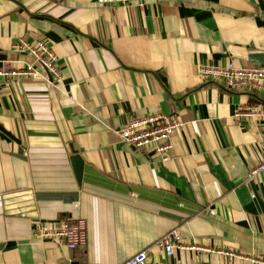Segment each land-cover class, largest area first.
Masks as SVG:
<instances>
[{"label":"crops","instance_id":"obj_1","mask_svg":"<svg viewBox=\"0 0 264 264\" xmlns=\"http://www.w3.org/2000/svg\"><path fill=\"white\" fill-rule=\"evenodd\" d=\"M141 2V4H140ZM41 39L60 77L14 44ZM44 77L0 85V264H243L264 256V115L254 90L203 80L198 66L264 68V0H0V67ZM175 111L166 161L120 138L135 116ZM82 160L78 179L71 156ZM81 220L85 246L31 235L37 220ZM176 228L208 250L154 246Z\"/></svg>","mask_w":264,"mask_h":264},{"label":"built area","instance_id":"obj_2","mask_svg":"<svg viewBox=\"0 0 264 264\" xmlns=\"http://www.w3.org/2000/svg\"><path fill=\"white\" fill-rule=\"evenodd\" d=\"M100 4H121L130 6L132 0H96ZM141 4V2H140ZM18 51H26L49 74L59 78L60 73L56 67V55L41 39L29 42L20 37L14 44ZM198 72L203 80L222 84L232 90H254L264 95V68L263 67H237L232 64L214 65L211 63L198 66ZM44 77L30 62L21 65L6 64L0 67V85L7 84L21 77ZM236 116L257 119L264 115V108L259 103L239 105ZM184 125L178 113L168 114L155 112L133 117L126 126L116 130L121 139L137 148H151L161 160L170 157L172 149V136L176 129ZM264 169V160L249 171V175ZM33 238L49 239L56 245L72 249L85 246V227L81 220L64 218L54 222L37 220L31 230ZM154 246L164 251L165 255H172L177 248L208 250L198 242H183L176 228L163 233L154 243ZM229 255L237 256L243 264H264V256L243 254L229 251ZM119 264H149L147 249L137 251Z\"/></svg>","mask_w":264,"mask_h":264},{"label":"water","instance_id":"obj_3","mask_svg":"<svg viewBox=\"0 0 264 264\" xmlns=\"http://www.w3.org/2000/svg\"><path fill=\"white\" fill-rule=\"evenodd\" d=\"M71 160L73 161V164H74L75 174H76L77 178L79 179L81 177V171H82L81 157L78 154L74 153L71 156Z\"/></svg>","mask_w":264,"mask_h":264},{"label":"rangeland","instance_id":"obj_4","mask_svg":"<svg viewBox=\"0 0 264 264\" xmlns=\"http://www.w3.org/2000/svg\"><path fill=\"white\" fill-rule=\"evenodd\" d=\"M149 149H151V148H149Z\"/></svg>","mask_w":264,"mask_h":264}]
</instances>
